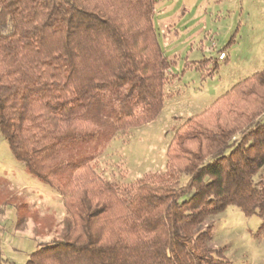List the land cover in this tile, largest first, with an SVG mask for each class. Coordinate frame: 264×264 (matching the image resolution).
Returning <instances> with one entry per match:
<instances>
[{
  "label": "trees",
  "instance_id": "trees-1",
  "mask_svg": "<svg viewBox=\"0 0 264 264\" xmlns=\"http://www.w3.org/2000/svg\"><path fill=\"white\" fill-rule=\"evenodd\" d=\"M155 3L0 0V135L66 211L24 264H231L207 246L205 219L233 206L264 230V69L175 130L170 181L121 194L90 165L118 132L163 109L171 63ZM29 221L35 238L51 230L29 212L18 213L15 231Z\"/></svg>",
  "mask_w": 264,
  "mask_h": 264
},
{
  "label": "rangeland",
  "instance_id": "rangeland-1",
  "mask_svg": "<svg viewBox=\"0 0 264 264\" xmlns=\"http://www.w3.org/2000/svg\"><path fill=\"white\" fill-rule=\"evenodd\" d=\"M153 25L161 50L171 63L163 87V109L153 122L118 132L90 164L121 194L140 183L160 178L170 181L167 149L175 130L188 117L205 110L214 97L264 69V1L156 0ZM221 52L225 60H219ZM174 100L178 101L176 107ZM0 156L22 167L1 135ZM184 182L181 178L180 184ZM44 187L49 190L43 193L42 201L35 193L34 214L47 217L45 229L51 230L33 240H21L20 234L15 239L6 236L1 260L24 264L39 242L58 233L66 216L62 197ZM205 224L211 225L207 246L222 249L231 264H264V230L258 216L246 217L240 209L229 206L208 216ZM11 247L17 251H8Z\"/></svg>",
  "mask_w": 264,
  "mask_h": 264
},
{
  "label": "crops",
  "instance_id": "crops-1",
  "mask_svg": "<svg viewBox=\"0 0 264 264\" xmlns=\"http://www.w3.org/2000/svg\"><path fill=\"white\" fill-rule=\"evenodd\" d=\"M220 96L214 97L211 100V104ZM177 104L178 101L174 100L173 105L176 107ZM29 176L30 175L26 173L23 166L19 167L16 164L8 163L0 156V258L5 256L4 253L6 249L2 245H4L3 239L6 236L15 239L16 234H20L22 235V237L19 238L21 240H33V235L31 233V229L33 228L32 221L28 222V227L25 232L15 231L17 215L18 213H33L34 210H36V207L33 206L35 193L38 194L42 201L43 193L47 192L49 189H46L41 183H35L32 179L33 177L30 178ZM11 244L13 245V242ZM20 245L21 243H19V246ZM8 251L16 252L17 249L11 247Z\"/></svg>",
  "mask_w": 264,
  "mask_h": 264
},
{
  "label": "built area",
  "instance_id": "built-area-1",
  "mask_svg": "<svg viewBox=\"0 0 264 264\" xmlns=\"http://www.w3.org/2000/svg\"><path fill=\"white\" fill-rule=\"evenodd\" d=\"M226 55L222 52L219 54V60H225Z\"/></svg>",
  "mask_w": 264,
  "mask_h": 264
}]
</instances>
